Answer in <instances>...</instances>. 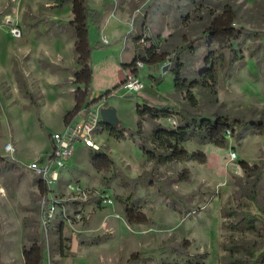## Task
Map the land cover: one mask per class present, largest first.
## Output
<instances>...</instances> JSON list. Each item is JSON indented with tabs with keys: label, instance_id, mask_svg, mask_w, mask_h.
Segmentation results:
<instances>
[{
	"label": "rangeland",
	"instance_id": "374dc122",
	"mask_svg": "<svg viewBox=\"0 0 264 264\" xmlns=\"http://www.w3.org/2000/svg\"><path fill=\"white\" fill-rule=\"evenodd\" d=\"M108 2L113 5L109 9L138 14V19L147 12L151 26L147 22V38L138 42L137 51L155 42L164 59L153 77L145 62L143 90L129 93L121 82L126 77L121 61L131 58L133 49L130 44L125 49L127 39L113 37L125 23L109 16L104 29L90 25L92 92L111 89L106 98L126 136L116 138L103 126L95 134L98 150L114 166L98 171L88 149L77 143L73 159L58 169L60 179L48 192L52 202L44 264H128L132 253L139 256L132 264H264V0ZM223 16L232 18L235 28L259 34L246 37L242 62L231 63L227 56L218 63L214 88L193 87L192 100L176 89L171 59L176 49L190 44L181 58L182 72L188 80L198 78L211 41L202 32ZM73 17L70 1L59 7L56 0H0V156L21 162L0 166V264H25L24 248L42 239L45 203L39 176L28 164L48 159L53 131L62 129V111L76 93L71 89L79 68L74 34L54 21L68 23ZM145 103L227 116L238 123L236 133L225 148L195 136L184 143L189 151L203 152L206 162L158 163L129 135L140 119L136 107ZM157 121L172 128L181 119L174 114ZM155 124L145 117L146 137ZM8 143L14 151L6 149ZM138 176L141 183L128 179ZM126 208L134 216L146 215L148 222L129 224Z\"/></svg>",
	"mask_w": 264,
	"mask_h": 264
},
{
	"label": "trees",
	"instance_id": "16d2710c",
	"mask_svg": "<svg viewBox=\"0 0 264 264\" xmlns=\"http://www.w3.org/2000/svg\"><path fill=\"white\" fill-rule=\"evenodd\" d=\"M69 1L72 3L73 19L66 24L60 21L58 22L61 26L68 27L74 34V53L79 68L73 72L74 81L78 85L75 88L76 104L72 110L66 113V123L77 115L83 107L88 108L92 103L91 94L94 79L92 54L94 46L91 44L89 38V29L91 24L100 27L103 20V12L93 8L88 0H56L59 7H63ZM139 21L143 25L141 32L137 34L138 39L145 34L144 29L148 28L146 16L140 19L137 17L134 21V27L139 24ZM232 21V18L227 19L223 16L222 19L210 23L206 30L202 32L211 36V41L208 44V51L205 55L198 78L188 80L182 72L185 64L181 61V58L183 53L186 52L191 45H183L175 50V56L171 59L174 63L172 71L175 75V87L177 90H185L192 100L194 99L191 92L193 87L208 85L214 88L217 83L218 63L227 59V56L231 63L236 61L242 62L244 58L241 48L246 37L259 34L258 31L254 30L235 28L232 25ZM139 59L148 62L150 65H154L161 62L164 57L157 51L155 42H152L145 50L137 51L132 61L125 64L124 67H134ZM109 92L110 91L106 92L103 96L106 97ZM105 107H109L107 100L105 102ZM136 110L140 116L137 130L131 132L129 135L132 139L139 142L144 153L150 160H154L158 163H167L170 161L184 162L190 159L206 162L207 158L203 152L189 151L185 148L184 143L192 136H195L200 139V141L209 142L225 148L228 147L230 137L236 133V128L238 126L235 120H231L227 116L218 115L213 117L203 114H187L183 110H177L169 105L138 104ZM174 114H179L181 119V122L176 127L171 128L157 121L160 118H168ZM145 117L156 121L155 128L150 138L146 137L144 134L143 120ZM255 124L257 123H254V125ZM101 126L116 138H123L126 136V129L122 126L120 121L117 126H112L111 124L101 121ZM253 129H255L254 126ZM93 150L97 153L94 155L93 152L90 157L93 159L94 167L98 171L101 172L103 166H114V161L107 153L95 149ZM16 162L21 164L18 159L15 161L9 156H0V166L15 165ZM183 177L186 176L183 175ZM39 179V189L44 198L46 214H48V205L51 202L48 196L50 189L41 177H39ZM128 179L130 182H133V184L143 181L142 176ZM148 182L151 184V179ZM153 185H156L158 190L163 191L160 184L156 183ZM126 209V219L129 224H145L148 222L146 215L134 216L132 209ZM250 227L253 226L250 225ZM47 248L48 237L46 228L44 227L40 243H33L30 247L24 248L25 264H44ZM138 257V253L133 254L129 258L128 264H132Z\"/></svg>",
	"mask_w": 264,
	"mask_h": 264
},
{
	"label": "built area",
	"instance_id": "2783aa9c",
	"mask_svg": "<svg viewBox=\"0 0 264 264\" xmlns=\"http://www.w3.org/2000/svg\"><path fill=\"white\" fill-rule=\"evenodd\" d=\"M148 30L149 27L144 29L145 34L138 39V42L145 41ZM14 34L19 36V29L14 30ZM144 66L145 61L139 59L136 62V65L127 72L123 81V88L127 92L134 93L143 90L145 82L138 72L144 68ZM96 106V108L89 111L87 117L78 121L69 122L63 130L53 133L52 151L46 161L42 162L38 159L28 164L29 169L41 177L48 186L54 185L60 179L61 172L58 169L62 170L66 166V163L73 154L74 147L77 143H82L86 147L95 150L100 149V145L95 140V134L102 127L100 114L102 106L99 104H96ZM6 149L8 151H14V147L11 143L7 144ZM105 201L110 203L113 202L110 198H105ZM50 212L51 210L48 205V214L45 213V228L50 220Z\"/></svg>",
	"mask_w": 264,
	"mask_h": 264
},
{
	"label": "crops",
	"instance_id": "0c3cea01",
	"mask_svg": "<svg viewBox=\"0 0 264 264\" xmlns=\"http://www.w3.org/2000/svg\"><path fill=\"white\" fill-rule=\"evenodd\" d=\"M148 2H150V1H148ZM71 3V2H70ZM89 4L93 7V8H96V9H98V10H100V11H102L103 12V20H102V23H101V26L103 27L102 29H104L105 28V21H107V19H108V17L110 16V17H117V20H120V21H123L124 23H125V26L123 27V29L119 32V33H115L114 31H113V33L115 34L113 37H114V39H120V40H122L123 38H125V39H127V47L125 48V49H127V48H129L128 47V44H130L131 45V49H133L132 50V52H133V54H132V57L131 58H129V59H127V60H123V61H121V65H122V67H123V69H124V73H125V75L124 76H126V74H127V72L131 69L130 67H128V68H125L124 67V65L125 64H127V63H130L131 61H132V59L134 58V55H135V53H136V51H137V47H138V33H140L141 32V28H142V25L143 24H141L140 22H138L139 24H137L135 27H134V21H135V19H136V17H138V14H134V15H130V13L128 12V11H121L120 13H117L116 12V9H118V8H116L115 7V9H109L111 6H113L112 5V3L111 2H108V0H106V2L104 3V4H99V3H95L94 5H92L91 4V2H89ZM144 16H147V12H146V14H144ZM147 18H148V16H147ZM148 21V24L150 25V22H149V18L147 19ZM55 22H58L59 20H54ZM53 22V21H52ZM63 24H66L65 22H62ZM56 25H60L59 24V22L58 23H55ZM100 26V27H101ZM151 26V25H150ZM149 27V26H148ZM118 31V30H117ZM58 38V37H57ZM104 43H106L105 41H104ZM92 44V43H91ZM72 51H73V53H74V43H73V47H72ZM75 54V53H74ZM157 65L156 64H154V65H150V68H149V75L148 76H152L153 77V74H154V68L156 67ZM78 69V68H77ZM76 69V70H77ZM93 71H94V68H93ZM140 75H141V77H142V75H143V73L144 72H142L141 70L138 72ZM95 71H94V79H95ZM94 79H93V86H94ZM124 79H125V77L123 78V80H121V82H123L124 81ZM156 79V83L158 84V78H155ZM61 82V81H60ZM121 82H118L115 86H117V85H119V84H121ZM57 84H62V82L61 83H59V81H58V83ZM76 86L75 87H77L78 85L77 84H75ZM72 90H74L75 88H71ZM71 90V91H72ZM108 91H111V89L108 87V89H107V92ZM106 93V92H105ZM105 93H103V91H100V92H98V93H93L92 92V94H91V99H92V103L90 104V106L88 107V108H86V107H83L82 108V110L77 114V115H75L74 117H72L71 119H70V121L69 122H73V121H78V120H80V119H82V118H85V117H87V114L89 113V111L90 110H92L93 108H96L97 106H96V104H99V105H101L102 107H105V105H103V99H104V101L105 100H109V97L108 98H105V96H103ZM100 100V102H97V103H93V102H95L96 100ZM101 99H102V101H101ZM75 104H76V99H75V93H72V99H71V101L69 102V107L68 108H66V109H63V111H62V118H63V122H62V129L61 130H63L64 129V127L66 126V122H65V115H66V113L68 112V111H70V110H72L73 108H74V106H75ZM105 104V103H104ZM109 107H113L112 105H109ZM115 108V107H114ZM116 109V108H115ZM40 118H41V120H42V116H39ZM68 122V123H69ZM61 130H58V129H55V131H53V132H57V131H61ZM52 139H51V147H50V150H49V155H50V153H51V151H52ZM86 147V146H85ZM87 149H88V151H89V156H91V154L94 152V150L92 149V148H89V147H86ZM74 154V153H73ZM38 155L40 156L41 154L40 153H38ZM38 155H37V157H38ZM48 155V156H49ZM74 156V155H73ZM73 156H71V159L68 161V163H67V165L70 163V161L73 159ZM39 158H35L34 160H38ZM34 160H32V161H34ZM40 160V159H39ZM41 161V160H40ZM73 247H76L75 245L73 246ZM133 254H135V253H132V255ZM131 255V256H132ZM130 256V257H131ZM129 260V259H128Z\"/></svg>",
	"mask_w": 264,
	"mask_h": 264
},
{
	"label": "water",
	"instance_id": "95a60500",
	"mask_svg": "<svg viewBox=\"0 0 264 264\" xmlns=\"http://www.w3.org/2000/svg\"><path fill=\"white\" fill-rule=\"evenodd\" d=\"M102 121L111 124L112 126H117L119 123V118L117 117V111L114 107H102L100 110ZM77 242L74 241V245Z\"/></svg>",
	"mask_w": 264,
	"mask_h": 264
}]
</instances>
